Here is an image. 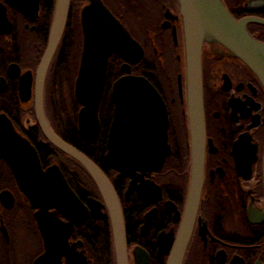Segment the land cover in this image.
<instances>
[{
  "label": "flooded vegetation",
  "instance_id": "flooded-vegetation-1",
  "mask_svg": "<svg viewBox=\"0 0 264 264\" xmlns=\"http://www.w3.org/2000/svg\"><path fill=\"white\" fill-rule=\"evenodd\" d=\"M100 1L141 46L143 56L137 64L116 54L110 56L109 65L113 64L115 73L110 84L107 74L98 113L99 136L95 143L85 142L79 134L82 105L76 100L75 84L85 45L82 12L92 0H71L62 40L42 84L45 115L64 141L73 146L96 145V158L90 159L109 179L120 200L128 264H168L192 177L186 49L179 2ZM223 1L236 20H247L248 32L264 44V0ZM10 2L0 0V116H6L14 131L35 148L43 170L60 169L87 208L81 225L57 209L50 210L55 223L50 230L47 264H116L109 214L105 206L99 207L104 201L96 184L77 160L49 141L38 120V70L49 45L56 0H39L36 11L29 6L22 11ZM125 64L130 66V75L146 78L158 90L169 118L171 155L162 165L135 170L137 179L121 178L106 160L116 109L113 86L127 75L122 69ZM202 77L204 181L183 264H264V220L252 219L250 214L264 210V86L243 61L218 44L204 46ZM55 109L67 122L63 129L58 118L56 122ZM38 211L18 187L8 163L0 160V264H38L46 254L35 216Z\"/></svg>",
  "mask_w": 264,
  "mask_h": 264
},
{
  "label": "water",
  "instance_id": "water-1",
  "mask_svg": "<svg viewBox=\"0 0 264 264\" xmlns=\"http://www.w3.org/2000/svg\"><path fill=\"white\" fill-rule=\"evenodd\" d=\"M20 10L36 11L39 0H9ZM183 18L186 49L187 107L191 133L192 177L185 215L168 264H183L198 210L204 181L206 124L202 77V54L206 44H218L243 61L264 86V44L247 30V20H236L223 0H178ZM71 0H56L47 51L38 70L37 115L46 137L60 151L77 160L92 177L108 210L116 264H128L126 229L118 195L103 171L83 152L62 140L50 127L43 102L42 84L62 39ZM85 45L75 84L79 112V134L87 143H95L100 132L99 108L105 90L109 58L122 57L137 64L143 56L141 46L100 0L82 12ZM126 76L113 86L115 116L108 141L106 160L121 173L134 176L153 164L162 165L171 155L168 144L169 118L158 90L144 77L130 75V66H122ZM5 160L22 193L33 208L45 239L46 254L38 264H47L50 255V230L57 209L77 225L87 217V208L68 185L58 167L43 170L35 148L19 136L11 121L0 116V160ZM264 173V161H263ZM90 205L94 201L89 200ZM251 218L264 220V210L251 211ZM100 217V216H99ZM254 221V220H253ZM73 230L71 226L70 231ZM71 233V232H70Z\"/></svg>",
  "mask_w": 264,
  "mask_h": 264
},
{
  "label": "trees",
  "instance_id": "trees-1",
  "mask_svg": "<svg viewBox=\"0 0 264 264\" xmlns=\"http://www.w3.org/2000/svg\"><path fill=\"white\" fill-rule=\"evenodd\" d=\"M68 30L65 33V38ZM65 46V39L63 40V43L61 44V49L63 50ZM115 73V69L113 67V64L111 63L109 65L108 69V84H110V81L112 80V76ZM73 144V143H72ZM76 148H78L80 151H82L84 154H86L89 158H96V145H80V144H74Z\"/></svg>",
  "mask_w": 264,
  "mask_h": 264
},
{
  "label": "rangeland",
  "instance_id": "rangeland-1",
  "mask_svg": "<svg viewBox=\"0 0 264 264\" xmlns=\"http://www.w3.org/2000/svg\"><path fill=\"white\" fill-rule=\"evenodd\" d=\"M76 75H77V69H76ZM65 106H67V105H65ZM60 110V109H59ZM55 114H54V117H55V119H56V122H57V118H58V122H57V124H58V126L61 128V129H63V127L65 126V124L67 123V122H65L66 120H64L63 119V121H62V119L59 117V115H58V111L55 109ZM59 112H61V111H59ZM63 118H65V116L66 117H68L67 115H61ZM70 116V115H69ZM61 158H64V157H61Z\"/></svg>",
  "mask_w": 264,
  "mask_h": 264
}]
</instances>
